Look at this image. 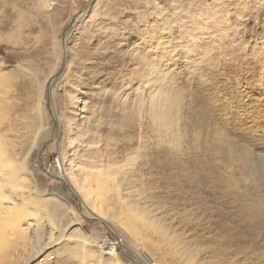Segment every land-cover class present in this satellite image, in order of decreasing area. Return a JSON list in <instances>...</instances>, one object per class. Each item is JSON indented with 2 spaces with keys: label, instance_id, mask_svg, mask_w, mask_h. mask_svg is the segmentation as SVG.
<instances>
[{
  "label": "rangeland",
  "instance_id": "374dc122",
  "mask_svg": "<svg viewBox=\"0 0 264 264\" xmlns=\"http://www.w3.org/2000/svg\"><path fill=\"white\" fill-rule=\"evenodd\" d=\"M0 199L7 264H264V0H0Z\"/></svg>",
  "mask_w": 264,
  "mask_h": 264
},
{
  "label": "bare ground",
  "instance_id": "6f19581e",
  "mask_svg": "<svg viewBox=\"0 0 264 264\" xmlns=\"http://www.w3.org/2000/svg\"><path fill=\"white\" fill-rule=\"evenodd\" d=\"M57 166H58V168H59V171H58V175H60V176H58V177H61V176H63V177H61V178H67V180L70 182V183H72V179H73V176L70 174V173H68V172H66L65 171V169H64V167H63V165H62V163H61V161H59L58 160V163H57ZM49 174H51V172L49 171ZM64 178V179H65ZM66 182V181H65ZM73 184V183H72ZM73 190H74V192L76 193V194H79V196H81V199H82V201H83V204L92 212V214H94L96 217H98L99 219H104V220H106L105 219V217L102 215V213L100 212V211H98L97 210V208L93 205V204H91V203H89V202H87L88 200H87V197L86 196H84V195H80V192H79V190L75 187V185L73 184ZM32 196V195H31ZM30 198H28V200H29ZM33 199H31V200H29V201H31V202H33L32 201ZM47 201H49V202H47V206H48V209H50V204H51V200H48L47 199ZM19 205L20 204H18V203H16V202H14V203H7V202H4L3 200H1L0 199V223H1V221H3L4 220V218H8L9 220H11V221H13V223H14V225H15V230H18L19 232H21L22 234H25V232L26 231H28V230H30L31 229V227L34 225V223L33 222H31L29 219H24V223L22 224L21 223V220L18 218V217H15V218H11V216L13 215V210L16 208V207H19ZM58 208V206L56 205V207H55V209H57ZM12 217H14V216H12ZM81 221V219L79 218V216H76L75 215V218H74V220L72 221V222H80ZM21 223V225L20 226H16V224H20ZM79 230V229H78ZM75 231V233H74V236H78V237H81V235H80V232L79 231ZM35 233V231L33 230L32 231V233H31V235L33 234V236L32 237H34V234ZM64 232H61V234L59 235V241H60V239H61V237L62 238H64V239H68V238H72V235H64L63 234ZM0 234H4V233H1L0 232ZM2 239V237L0 236V240ZM82 241H86V239L84 238ZM59 243V242H58ZM1 244V243H0ZM4 248H7V247H5V246H3ZM9 249H11V248H9ZM9 249H7V251H11V250H9ZM2 251H3V249H2ZM0 252V264H7V260H5V255H6V251L4 252ZM108 253V252H107ZM110 254L111 255H116V251H114V250H112L111 252H110ZM146 260H149L148 259V257L146 258ZM148 262V261H147ZM149 263V262H148ZM150 264H153V263H150Z\"/></svg>",
  "mask_w": 264,
  "mask_h": 264
},
{
  "label": "water",
  "instance_id": "95a60500",
  "mask_svg": "<svg viewBox=\"0 0 264 264\" xmlns=\"http://www.w3.org/2000/svg\"><path fill=\"white\" fill-rule=\"evenodd\" d=\"M79 14H80V13H77L76 15L73 16V18H72V20H71V23H70V27H71V28H73V27L75 26V24H76V22H77V20H78V16H79ZM66 40H67V36H66V34H63V36H62V45H63V51H64V53H63V64H62V67H63V68L65 67V64H66ZM55 126H56L57 134H59V132H60V124H59L57 121H55ZM42 154H43V150H41V151H40V154H39V160H40V161L42 160ZM41 168L43 169V171H44L45 173H49L48 168H45V167H43V166H41ZM50 175L52 176V174H50ZM53 177H57V178L61 179V180L66 184L64 178H61V177H58V176H53ZM66 186H67V184H66ZM67 187H68V186H67ZM68 188H69V187H68ZM91 219L99 220V221H101L102 223H104V225H107V223H106L105 221L99 219V218L96 217V216H93Z\"/></svg>",
  "mask_w": 264,
  "mask_h": 264
},
{
  "label": "built area",
  "instance_id": "2783aa9c",
  "mask_svg": "<svg viewBox=\"0 0 264 264\" xmlns=\"http://www.w3.org/2000/svg\"><path fill=\"white\" fill-rule=\"evenodd\" d=\"M117 240H118V241H121V239L117 238L116 241H111V240H110L109 243H110L111 245H114V246H115V244L118 243ZM143 256H144L145 259L147 258L146 254H143Z\"/></svg>",
  "mask_w": 264,
  "mask_h": 264
}]
</instances>
